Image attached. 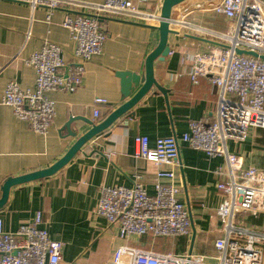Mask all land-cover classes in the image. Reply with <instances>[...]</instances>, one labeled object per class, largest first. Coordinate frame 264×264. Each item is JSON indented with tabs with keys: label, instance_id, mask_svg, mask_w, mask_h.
I'll return each instance as SVG.
<instances>
[{
	"label": "crops",
	"instance_id": "1",
	"mask_svg": "<svg viewBox=\"0 0 264 264\" xmlns=\"http://www.w3.org/2000/svg\"><path fill=\"white\" fill-rule=\"evenodd\" d=\"M219 1L184 0L174 8L172 18L179 23L170 26L176 31L168 35L170 53L163 61H154V76L167 90V101L152 87L128 113L88 141L58 172L12 187L0 209L4 230H16L40 210L42 226L51 239L61 242L60 264H110L120 245L174 254L189 253L191 248L192 254L214 261L208 256L215 254L214 241L223 235L216 213L223 196L216 184L224 177L217 170L225 166V158L189 148L181 136L189 120H214L217 90L206 76L192 84L180 58L225 44L222 34L229 20L212 9ZM160 2L133 0L138 13L109 14L97 9L103 0H71L60 3L47 21L44 7L0 0V187L10 176L50 166L68 150L76 138L68 136L65 129L70 116H84L97 123L121 104L120 78L115 72H143L144 60L159 40L154 26ZM98 12L100 27L107 34L100 53L84 62L81 83L74 91L49 92L55 101L54 118L46 134L35 133L14 115L10 106L2 104L5 85L15 81L21 88L34 86L35 70L26 60L45 40L60 46L64 60L75 64V43L62 21L67 15ZM95 97L105 98L106 102L97 105ZM96 105L100 113L94 117ZM73 124L80 127L79 134L90 128L83 121ZM138 135L147 136L151 146L159 137L175 136L178 140V163L162 168L175 173L177 197L191 222L188 236L120 237L117 226L108 225L96 211L102 186H131L135 175L141 174V184L153 194L157 182H169L167 178H157L150 161L133 155ZM226 146L229 153L243 157L245 166L264 168V128L251 127L244 140L228 139ZM245 219L246 226L264 228V213Z\"/></svg>",
	"mask_w": 264,
	"mask_h": 264
},
{
	"label": "built area",
	"instance_id": "2",
	"mask_svg": "<svg viewBox=\"0 0 264 264\" xmlns=\"http://www.w3.org/2000/svg\"><path fill=\"white\" fill-rule=\"evenodd\" d=\"M6 1L44 7L49 21L60 3L71 0ZM97 9L109 14L139 12L133 0H103ZM212 9L229 20L222 34L225 44L187 53L180 58V64L192 84L206 76L217 90L214 120H189L181 136L189 148L225 158V166L217 170L224 177L216 184L223 196L216 209L223 235L214 241L215 254L208 256L214 261H205V255L160 253L120 245L110 264H264V228L246 226L245 219L264 213V168L245 166L243 157L229 153L226 146L228 139L244 140L251 127L264 128V59L259 56L264 54V0H220ZM99 14L67 15L62 21L75 43V64L64 60L60 46L45 40L26 60L35 70L34 86L21 88L15 81L5 85L2 104L10 106L14 115L35 133L46 134L54 118L55 101L49 92L74 91L81 83L84 62L100 53L107 34L100 27ZM238 48L256 51L258 56L238 54ZM105 102V98H94L97 105ZM97 105L94 117L100 113ZM135 142L133 155L150 161L157 178H167L169 182H157L153 194L141 184V174L135 175L131 186H102L97 213L108 225L117 226L120 237L188 236L191 222L177 197L175 173L162 168L178 163L177 138L159 137L151 146L147 136L138 135ZM60 248L61 242L51 239L42 226L40 210L14 231L4 230L0 220V264H60Z\"/></svg>",
	"mask_w": 264,
	"mask_h": 264
},
{
	"label": "water",
	"instance_id": "3",
	"mask_svg": "<svg viewBox=\"0 0 264 264\" xmlns=\"http://www.w3.org/2000/svg\"><path fill=\"white\" fill-rule=\"evenodd\" d=\"M183 1L184 0H161L159 10L157 11L155 17L157 24L154 26L158 30L159 40L156 46L147 54L144 60L143 72H115L116 76L120 78L121 104L97 123L84 116H70L65 124V129L68 136L76 138L68 150L59 159L46 168L6 178L0 187V209H2L6 203L9 191L12 187L47 178L58 172L75 156L77 152L82 149L88 141H90L97 134L109 129L121 116L128 113L143 98V96L151 90L152 87L158 89L167 101V90L158 83L154 76V61H163L170 52L168 35L176 33V31L170 26L179 23L172 18V13L174 8ZM236 51L238 54L252 55L254 57L258 56V53L253 50L238 48ZM259 56L264 59V54ZM136 87H138V89L132 94L133 89ZM77 121L85 122L90 126V128L82 134H79L81 133L80 127L73 124ZM189 253H191V248Z\"/></svg>",
	"mask_w": 264,
	"mask_h": 264
}]
</instances>
